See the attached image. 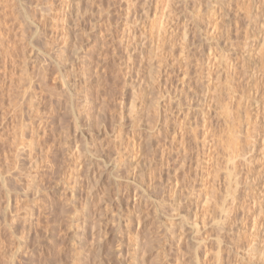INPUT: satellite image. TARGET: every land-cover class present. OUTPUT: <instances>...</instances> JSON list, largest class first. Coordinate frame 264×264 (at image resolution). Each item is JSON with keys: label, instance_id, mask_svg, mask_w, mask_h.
<instances>
[{"label": "rangeland", "instance_id": "1", "mask_svg": "<svg viewBox=\"0 0 264 264\" xmlns=\"http://www.w3.org/2000/svg\"><path fill=\"white\" fill-rule=\"evenodd\" d=\"M80 1L0 0V264H264V0Z\"/></svg>", "mask_w": 264, "mask_h": 264}, {"label": "bare ground", "instance_id": "2", "mask_svg": "<svg viewBox=\"0 0 264 264\" xmlns=\"http://www.w3.org/2000/svg\"><path fill=\"white\" fill-rule=\"evenodd\" d=\"M135 2V1H134ZM81 1L80 0H73V4H70V3H67V8L69 7H71L70 8V10H68V11H66V12H64L63 14H62V16H61V19L63 20V21H68L70 24L71 23H75V24H77V23H79L80 22V17H79V12H80V10H81ZM68 8V9H69ZM148 14H150V13H154V15H152V16H154V17H158V19H163V17H164V13L162 12V10L161 11H159L158 9H155V7H154V9H153V7H152V5H149L148 6ZM69 23H67V24H69ZM197 28V27H196ZM195 28H193V27H186V29H185V32H184V35L183 36H185L183 39H185V41H186V43L189 41V40H191L192 39V31L194 30ZM45 32V31H44ZM45 35V34H44ZM43 35V36H44ZM67 33H63V37H67ZM135 36V35H134ZM45 38V37H44ZM43 38V39H44ZM195 39V38H194ZM184 41V40H183ZM184 41V42H185ZM136 44V43H135ZM133 46V45H132ZM137 46V45H136ZM138 46H139V44H138ZM137 46V47H138ZM135 48V47H134ZM141 48V47H140ZM144 49V48H143ZM143 49H140V50H143ZM204 54V53H203ZM131 57V56H130ZM134 60V59H133ZM187 64V63H186ZM190 64V63H189ZM188 64V65H189ZM196 67H200V66H196ZM187 68V67H186ZM189 68V67H188ZM187 68V69H188ZM192 68V67H191ZM132 69V68H131ZM185 70V69H184ZM192 70V69H191ZM45 72H47L46 70H45ZM185 74L184 75H182L183 76V79L182 78H180V79H182V84L184 83H186V82H184V80H185V77H187L188 75H189V72H184ZM202 73V72H201ZM46 74V73H45ZM187 79V78H186ZM188 80V79H187ZM190 81V80H189ZM197 81V80H196ZM181 84V85H182ZM183 84V85H184ZM181 89V88H180ZM186 89V88H185ZM182 90H183V88H182ZM208 90H210L208 87H207V91ZM74 91V90H73ZM73 91H72V89H69L68 90V92H69V94L71 95V97H73V95H74V93H73ZM176 91V90H175ZM174 91V92H175ZM181 91V90H180ZM206 91V92H207ZM205 100L208 102V104H209V98H208V96L206 95V98H205ZM202 102H203V100H202ZM202 110V109H201ZM204 110V109H203ZM203 115V114H202ZM204 118V117H203ZM202 121V120H201ZM249 149H251V148H249ZM245 160V159H244ZM137 204V203H136ZM136 207H137V205H135ZM134 206V208H136ZM260 209H261V207H260ZM237 212V211H236ZM238 215V214H237ZM190 217V216H189ZM139 218V217H138ZM261 218H262V210H260L259 212H257L256 213V211L254 212V218H252V222L249 220V222H251V224H248V222H247V226L246 227H251L252 229L254 228V230L255 229H257L258 227H259V225L260 224H263L262 223V221H261ZM195 219V218H194ZM193 221V220H192ZM227 223V222H226ZM139 225V224H138ZM197 225V224H196ZM225 227V226H224ZM255 233V232H254ZM256 234V233H255ZM205 250V249H204ZM261 260H264V259H261ZM228 263H232V261H231V259H228Z\"/></svg>", "mask_w": 264, "mask_h": 264}]
</instances>
